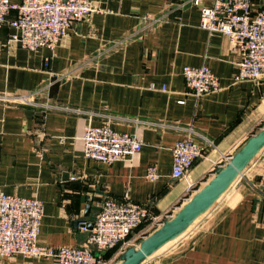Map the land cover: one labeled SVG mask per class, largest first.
I'll return each mask as SVG.
<instances>
[{
	"label": "crops",
	"instance_id": "0c3cea01",
	"mask_svg": "<svg viewBox=\"0 0 264 264\" xmlns=\"http://www.w3.org/2000/svg\"><path fill=\"white\" fill-rule=\"evenodd\" d=\"M212 1L91 0L97 10L72 22L53 49L22 48L12 39L17 30L1 25L0 189L42 201L41 245L85 243L88 234L77 223L92 222L106 196L127 194L161 221L168 218L226 162L223 154L231 156L264 126V79L235 82L238 50L223 34L199 26L200 10ZM251 2L253 9L264 6ZM202 64L219 89L196 97L181 70ZM12 95H30L32 104L4 98ZM87 122L133 133L142 148L131 160L87 159L80 139ZM187 128L215 148L186 176L173 178L171 148ZM149 165L156 166L155 181L145 177ZM199 218L192 232L142 264H264V148ZM155 227L146 219L130 243ZM124 249L101 255L115 264ZM0 264L52 260L14 255Z\"/></svg>",
	"mask_w": 264,
	"mask_h": 264
},
{
	"label": "built area",
	"instance_id": "2783aa9c",
	"mask_svg": "<svg viewBox=\"0 0 264 264\" xmlns=\"http://www.w3.org/2000/svg\"><path fill=\"white\" fill-rule=\"evenodd\" d=\"M96 10L91 0H0V27L5 22L14 27L17 32L12 39L22 48L53 49L72 22L87 20ZM12 13L14 17L8 19ZM199 26L209 33L223 34L238 50L232 76L235 82L259 83L264 79V6L253 9L251 0H213L211 6L200 10ZM44 65H48V60ZM181 72L187 92L196 97L219 89L218 78L207 64L184 65ZM54 80L57 76L52 75L51 82ZM4 98L32 104L30 95ZM186 131L187 135L177 139L171 148L173 178L186 176L208 149L215 148L208 138L202 143L196 140L197 133L192 128ZM80 139L85 158L107 164L131 160L142 148L135 134L117 131L107 122H87ZM223 157L227 161L230 156ZM145 177L149 181L159 177L155 165L146 168ZM42 212L43 204L37 197L11 195L0 189V259L45 256L52 264H109L101 252L130 246V234L146 219H152L156 227L162 222L127 194L120 199L106 196L92 222L77 223L79 230L88 234L85 243L49 247L38 242Z\"/></svg>",
	"mask_w": 264,
	"mask_h": 264
},
{
	"label": "water",
	"instance_id": "95a60500",
	"mask_svg": "<svg viewBox=\"0 0 264 264\" xmlns=\"http://www.w3.org/2000/svg\"><path fill=\"white\" fill-rule=\"evenodd\" d=\"M263 147L264 126L247 137L174 214L162 220L159 226L140 238L137 244L125 248L115 264H142L163 246L180 237L219 200Z\"/></svg>",
	"mask_w": 264,
	"mask_h": 264
},
{
	"label": "rangeland",
	"instance_id": "374dc122",
	"mask_svg": "<svg viewBox=\"0 0 264 264\" xmlns=\"http://www.w3.org/2000/svg\"><path fill=\"white\" fill-rule=\"evenodd\" d=\"M264 148V147H263ZM204 215V214H203ZM202 216V215H201ZM202 218V217H201ZM200 219V218H199ZM199 219H197V220H199ZM196 220V221H197ZM198 224V221L196 222V223H193L189 228H188V230L185 232V233H183V235L182 236H184V235H187L190 231L192 232V230L194 229V227H195V225H197ZM178 240V238L176 239V240H173V241H171L170 243H168V245H166V247L167 246H169L170 244H173L175 241H177Z\"/></svg>",
	"mask_w": 264,
	"mask_h": 264
}]
</instances>
